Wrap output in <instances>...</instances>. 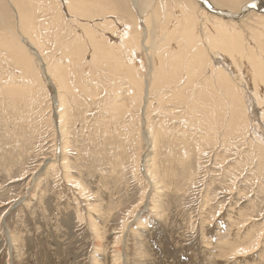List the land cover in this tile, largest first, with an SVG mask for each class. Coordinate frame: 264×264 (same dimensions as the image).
<instances>
[{
	"label": "rangeland",
	"instance_id": "obj_1",
	"mask_svg": "<svg viewBox=\"0 0 264 264\" xmlns=\"http://www.w3.org/2000/svg\"><path fill=\"white\" fill-rule=\"evenodd\" d=\"M12 1L0 0V264H264V142L232 134L226 124L239 119L225 114L240 85L253 107L264 106V44L258 43L264 42V27L256 17H264V2L250 0L230 14L208 0H75L82 1L76 2L79 16L75 10L67 14V5L77 9L74 0H18L30 11L35 6L29 14L36 26L31 38L40 39L35 46L42 48L36 52L21 32L20 8ZM214 1L236 9L242 0ZM103 3L110 14L102 24L105 11L98 9ZM83 6L91 7L86 18ZM201 11L225 21H249L238 25L240 40H232H245L241 44L261 56L258 82L246 70L244 79H228L222 87L204 82L212 47L200 52L206 65L192 72L196 53L184 44L181 31L198 21L195 31L207 34ZM83 24L91 25L86 28L95 36L103 33L106 41H116L110 55L121 74L107 70L104 53L94 59L103 68L100 73L94 61L88 63L92 52L81 46V39L87 43ZM124 28L137 33L135 43L149 36L146 46L139 45L141 54L136 52L141 80L153 84L154 65L164 75L171 74L172 65L176 78L181 74L175 83H154V91L149 86L145 110L141 90L121 72L127 53L117 44ZM55 33L63 44L80 41L84 64L73 75L77 61L63 54ZM13 42L28 55L5 46ZM56 65L69 72L59 89L48 80ZM249 79L262 104L252 97ZM251 120L264 134L259 110ZM117 255L121 258L114 261Z\"/></svg>",
	"mask_w": 264,
	"mask_h": 264
},
{
	"label": "bare ground",
	"instance_id": "obj_2",
	"mask_svg": "<svg viewBox=\"0 0 264 264\" xmlns=\"http://www.w3.org/2000/svg\"><path fill=\"white\" fill-rule=\"evenodd\" d=\"M22 1V0H21ZM28 1V0H27ZM30 1V0H29ZM69 2L70 1H73V0H68ZM206 1V0H205ZM208 1H210L211 2V4L214 6V8H217V9H220L222 12H224V11H227V12H229L230 14H238L239 13V11L241 10V8L244 6V5H246L247 3H249L250 2V0H242L241 2H238V7L236 8V9H233L232 7H227L226 5H220L218 2H216V1H214V0H208ZM257 1H259V0H257ZM11 2H12V5H14L13 4V1L11 0ZM16 2H18V0H16ZM63 2V1H62ZM74 2V5L76 4V2H75V0L73 1ZM85 2V1H84ZM89 2V1H88ZM87 2V3H88ZM204 2V1H203ZM220 2V1H219ZM260 2H264V0H260ZM67 3V1H65V4ZM72 2H70V3H67V4H71ZM79 3H82V1L81 2H77V4H79ZM86 3V2H85ZM93 3V2H92ZM254 3V2H253ZM15 4H17V5H15V7L14 8H16V6L17 7H19L20 8V16H18V18L20 19V22H21V24H22V26H23V28H22V26H20L21 28H22V34H24V35H26L25 36V38L27 37L28 39V42H30V46H32V49H34L36 52H37V50L38 49H42V48H38L37 49V47L35 46V42L38 40H36L35 42H34V40L36 39H33V38H31L33 35H35L34 34V31H33V26H35V25H33V15H31V14H29V12H32L33 13V11H32V8L34 9V7L32 6V8H31V11H30V7H28L27 6V4H26V1H25V4L26 5H24L23 3H15ZM30 4V3H29ZM64 4V3H63ZM62 4V5H63ZM64 4V5H65ZM76 4V5H77ZM89 4V3H88ZM95 4V3H94ZM93 4V5H94ZM98 4V3H97ZM199 4V3H198ZM198 4H195L196 5V7L199 9V5ZM236 4V3H235ZM79 5H82V4H79ZM85 5V4H84ZM105 4L103 3V5H101L100 4V9H98L99 8V6H98V12L99 11H105V15L107 14V9L105 8V6H104ZM27 6V7H26ZM87 6V5H86ZM90 6H92L91 4H90ZM135 6H136V4H135ZM237 6V5H236ZM46 7H48V6H45V9H46ZM55 7V6H54ZM56 7H58L57 5H56ZM80 7V6H79ZM78 5H77V9H75V6L74 7H70V5H67V9H68V12H67V10H66V12H67V14H69L70 15V13H71V11L73 10H77L78 11ZM94 7V6H93ZM201 7V6H200ZM19 8H17L18 9V11H19ZM27 8V9H26ZM37 8H39V7H37ZM53 8V7H52ZM70 8V9H69ZM72 8V9H71ZM82 9H83V11H82V16H83V14L85 13V12H87V11H89L90 9H91V7H90V9H89V6H88V8L86 7H81ZM95 8V7H94ZM260 8H261V6H260ZM48 9V8H47ZM49 9H50V7H49ZM93 9V8H92ZM38 10V9H37ZM52 10V9H51ZM54 10V9H53ZM57 10H58V12L59 11H61V10H59V8H57ZM56 10V8H55V11H57ZM69 10H70V12H69ZM81 10V9H80ZM95 10V9H94ZM93 10V11H94ZM107 10V11H106ZM15 11V10H14ZM39 11V10H38ZM47 11V10H46ZM46 11H43L42 10V12H45V13H47ZM73 11H72V14H73ZM74 12V13H78V12ZM184 11V10H183ZM215 11H217V10H215ZM95 12H97V10L95 11ZM94 12V13H95ZM16 13L17 14H19L17 11H16ZM35 13V12H34ZM57 13V12H56ZM55 13V14H56ZM88 13V12H87ZM139 13V12H138ZM201 13H202V17L204 18V20H203V22H202V25H203V28H204V30L207 32V34H205V35H203L202 34V32L201 31H195V29L197 28L198 29V27H195L194 25H198V21H196V24H194V25H192V26H190V28L189 29H183L181 32L184 34V36H183V39H184V44L186 45V46H188L189 48H191V50L190 51H192V53H196V56H191L192 58H191V60H192V65H194V68H192V72H193V70L194 69H199L200 70V67L201 66H204V65H206L205 63V60L206 59H204V57H202V55H203V53H200V52H204L205 50L206 51H208L209 50V48H211L212 47V51L214 52V54H213V56L211 55L210 56V58H209V61H207V68H205L206 69V71H205V74L203 75V77H205L204 78V82H206V83H212V86H217V87H222L223 86V82H228V79H232L233 80V78H235L236 79V81H238V80H242V79H244V72H245V70L246 71H250V74L252 75V80H254V79H256V82H258L257 81V72L258 73H260L261 74V72H262V70H260V72H259V69H260V67H261V60H262V58H261V56L259 55V54H254V53H252L250 50H249V48L248 47H246V46H244L245 44L243 43V45L241 44V42H244V41H240V42H234L232 39H234V38H236V40H240V38H241V32L239 31V28H238V25H243V23H246V24H249L248 22V20L247 19H241V20H238V22L236 21V22H231V21H225V20H223V19H217V18H215V17H212V16H209V15H207L206 13H204V12H202L201 11ZM214 13V12H213ZM16 14V15H17ZM48 14V13H47ZM58 14V13H57ZM80 15H81V13H79ZM79 14H77V15H79ZM100 14V13H99ZM110 13H108L107 15H109ZM184 14H185V11H184ZM220 14V13H219ZM61 15V13L59 12V16ZM79 15V16H80ZM84 15H87L86 13L84 14ZM89 15H91V14H89ZM89 15H87V16H89ZM104 15V17L103 18H105V19H101V23L103 24V23H105L106 22V20L108 21V19H107V15L105 16ZM221 15V14H220ZM41 16V15H40ZM43 16V15H42ZM52 16H53V14H52ZM51 16V17H52ZM95 16V15H94ZM93 16V17H94ZM96 16H98V14L96 15ZM101 16H103L102 15V13H101ZM188 16V15H187ZM186 16V17H187ZM190 16L192 17V15L190 14ZM222 16V15H221ZM58 17V16H57ZM63 17V16H62ZM61 17V18H62ZM84 17V16H83ZM92 17V16H91ZM100 17V16H99ZM197 18L199 17V16H196ZM224 17V16H223ZM257 17V20L259 21V23L264 27V17L263 16H256ZM36 18V17H35ZM39 17L37 16V19H38ZM44 18V17H43ZM49 18V17H48ZM48 18H46V19H48ZM69 18V17H68ZM82 18V17H81ZM84 18H86V17H84ZM90 18V17H89ZM88 18V19H89ZM98 18V17H97ZM184 18V17H183ZM63 19V18H62ZM75 19V18H74ZM186 19V18H185ZM184 19V20H185ZM187 19H189V18H187ZM199 19V18H198ZM192 20V19H191ZM191 20H188L189 21V23H191ZM195 20V19H194ZM194 20H192V21H194ZM41 22H42V20H40ZM39 20L37 21V22H40ZM52 21V20H51ZM58 21V20H57ZM57 21H56V23L55 24H57ZM180 21V20H179ZM235 21V20H234ZM248 21V22H247ZM46 22V21H45ZM98 22V21H97ZM144 22H146V21H144ZM47 23V22H46ZM60 23H62V21L60 22ZM59 23V24H60ZM93 23V22H92ZM175 23H177V22H175ZM188 23V24H189ZM50 24V23H49ZM48 24V25H49ZM89 24V23H88ZM98 24V23H97ZM101 24V25H102ZM145 24V23H144ZM192 24H193V22H192ZM19 24H17V26H18ZM46 25V24H45ZM58 25V24H57ZM62 24H60V26H61ZM146 25V24H145ZM42 26H44V23H43V25ZM51 26V25H50ZM83 26V28H84V30L82 29V31H84L83 33H81L83 36H84V39L86 38L87 40H86V42L87 43H82V41H83V39H81L82 41H81V46L85 49V47H90L89 49H90V51L92 52L89 56L91 57V59H89L90 61H88V63H90V62H92V61H94L95 63H96V65L94 66L95 68H97V70H99V73H100V71H102L101 69H103V68H101L100 66H99V63H97L94 59L97 57V55L98 54H100V53H104L106 56H104L105 58L107 57L109 60H110V63H109V66L108 67H106L107 68V70H109V72H114V74L115 75H118V74H121L120 73V67L119 66H115L114 65V62L115 61H113L115 58L114 57H111V50H112V45H111V43H116V41H114L113 39H111V40H109V41H106L105 40V37H104V35H103V33L102 34H98V37L97 36H95L96 34H94L93 32H91L89 29H91V28H86V26H84V24L82 25ZM81 25H80V28L82 27ZM88 26H90L91 27V25H88ZM87 26V27H88ZM107 26V25H106ZM36 27V26H35ZM41 27V26H40ZM55 27H56V25H55ZM93 27V26H92ZM96 27V26H95ZM262 27V28H263ZM17 28H19V27H17ZM39 28V27H38ZM37 28V29H38ZM46 28H49V27H46ZM126 28V27H125ZM124 28V30H122L121 32H122V34H120V36H119V43L117 44L118 46H120V48L121 49H124L123 51H125L126 53H127V55H126V57L124 58L123 57V60L122 61H124V66L123 67H121V68H124L123 70H121V72H122V75L125 77L124 78V80L126 79L127 80V82H129V83H131L132 85H134L135 87H136V90H137V88H139L140 90H141V92H142V94L144 95V97L142 98L143 99V107H142V109L141 110H145V108H147V107H145V106H148V105H146V104H148L149 103V100H148V96H150L149 94H150V91H151V89H150V87L153 89V91H154V89H155V87H157V86H155V87H153L155 84L157 85V84H160V83H163V82H165V84H168L169 85V82H176L174 79H177L178 77H180L181 76V74L176 78V76L178 75H176V73H178V72H176L177 70H176V67L175 66H173L172 65V68H174V69H172V71L170 72L171 74L170 75H164V73L162 74V72H163V70H161V69H159L160 68V66H159V64H158V66L159 67H157V65H154L157 69L156 70H154V82H153V84L152 83H150L151 85H148L149 83L147 82H144V80L142 79L141 80V78H139L138 76H137V65H135L136 63H135V61H136V58H137V53H139V54H141V51H140V47H139V45L141 44L142 45V47H143V45H145V43L148 41V38H149V36H145V40H146V42H144L143 44L141 43V42H138V43H135L134 42V40H135V37H138V36H136L137 35V33H136V35L134 34V33H132V34H127V32H126V29ZM136 28L138 29V27L136 26ZM35 29V28H34ZM36 29V30H37ZM196 29V30H197ZM202 29V28H201ZM19 30V29H18ZM35 30V31H36ZM46 30H48V29H46ZM144 30H145V32H146V34L149 32V28H147V30H146V27H144L143 28V32H144ZM187 30V31H186ZM58 31V30H57ZM80 31V30H79ZM138 31V30H137ZM38 32V31H37ZM158 32H160V31H157V33ZM257 32H259V31H257ZM18 33H20V32H18ZM43 33H44V31H43ZM42 32H40L39 34H43ZM58 33V32H57ZM263 33V32H262ZM261 33V34H262ZM33 34V35H32ZM38 34V35H39ZM52 34V33H51ZM56 34V33H55ZM55 34H54V37H55ZM79 34V33H78ZM81 34H79V35H81ZM264 34V33H263ZM21 35V34H20ZM50 35V34H49ZM79 35H77L78 37H79ZM103 35V36H102ZM236 35V36H235ZM41 36V35H40ZM45 36V35H44ZM51 36V35H50ZM58 35L56 34V37H57ZM75 36V35H74ZM76 36V37H77ZM106 36V35H105ZM244 36V35H243ZM248 36V35H247ZM250 36V35H249ZM248 36V37H249ZM252 36V35H251ZM250 36V37H251ZM255 37H253V39H256V35H254ZM18 37V36H17ZM22 37H24V36H22L21 35V39H22ZM34 37V36H33ZM36 37V36H35ZM42 37V36H41ZM53 37V38H54ZM55 37V38H56ZM58 37H60V36H58ZM57 37V38H58ZM62 37V36H61ZM75 37V38H76ZM77 37V38H78ZM249 37V38H250ZM259 37V36H258ZM13 38H16V37H13ZM45 38H47V37H45ZM53 39L54 41L56 40V39ZM83 38V37H82ZM96 38H98V39H100V42H97V41H95V40H97ZM158 38V37H157ZM160 38V37H159ZM17 39V38H16ZM24 39V38H23ZM33 39V40H32ZM42 39V38H41ZM59 39V38H58ZM248 39V38H247ZM252 39V38H251ZM11 41H12V39H10ZM32 40V41H31ZM40 40V39H39ZM38 40V41H39ZM238 40V41H239ZM258 40H260V39H258ZM43 41V40H42ZM58 40H56V42H57ZM71 41V40H70ZM74 41V40H73ZM77 41V40H76ZM138 41V40H137ZM256 41H257V39H256ZM262 41V39L260 40V42H258V43H262V44H264V42H261ZM23 42H24V40H23ZM27 42V43H28ZM67 43H60V39H59V47H60V49H63V51L65 52H63V54H69L71 57H73L77 62H76V64H77V66L75 65V63H72L73 65H74V67H71L72 68V72H71V74L72 73H74V70H76L77 71V69H81L82 68V64H84V62H83V57H82V54H81V51H82V49L83 48H81V46H80V44H78V43H75V41L74 42H68V41H66ZM161 42V41H160ZM248 42H249V40H248ZM8 43V42H7ZM11 43V42H10ZM25 43V42H24ZM39 43V42H38ZM38 43H36V45L38 44ZM44 43V42H43ZM156 43L157 42H155V45H153L154 47H156ZM257 43V44H258ZM22 44V43H21ZM56 44V43H55ZM249 44H251L250 42H249ZM262 44H259L260 46L262 45ZM57 45V44H56ZM116 45V44H115ZM140 45V46H141ZM159 45V44H158ZM9 50H11L12 49V51L13 50H16V53L18 52V51H20V52H18V53H21V52H25V55H26V53L28 52V50H26L25 48H24V46H22V45H20V43L19 44H17V43H14L13 42V47L12 46H10L9 47V45H5ZM43 46V45H42ZM146 46V45H145ZM161 46H162V44H161ZM249 46V45H248ZM252 46H253V43H252ZM255 46V45H254ZM254 46H253V48H254ZM263 46V45H262ZM261 46V47H262ZM5 47V48H6ZM55 47V46H54ZM53 47V48H54ZM59 47H58V49H59ZM217 47H219V48H217ZM250 47V46H249ZM257 47V46H256ZM28 48H31V47H28ZM146 49H147V47H145ZM165 48V47H164ZM195 48H199V49H197V51L195 50ZM57 49V50H58ZM128 49H130V53L127 51ZM149 49V48H148ZM208 49V50H207ZM215 49H216V52H215ZM7 50V49H6ZM55 50V49H54ZM103 50H105V51H103ZM159 50V49H158ZM200 50V51H199ZM218 50V51H217ZM253 50V49H252ZM263 50V49H262ZM38 51H40V50H38ZM60 51V50H59ZM116 51V50H115ZM121 51V50H120ZM119 51V52H120ZM32 52V51H31ZM42 52V51H41ZM57 52V51H56ZM137 52V53H136ZM158 52V51H157ZM161 52V51H160ZM171 52V51H170ZM254 52V51H253ZM11 53V52H10ZM13 53V52H12ZM176 53V52H175ZM175 53H173V56L172 57H174V54ZM22 54V53H21ZM31 54V53H30ZM41 54V53H40ZM62 54V53H61ZM113 54V53H112ZM177 54H180V53H177ZM177 54H175V55H177ZM191 54V53H190ZM28 55V54H27ZM26 55V56H27ZM45 55V54H44ZM118 55V54H117ZM116 55V56H117ZM159 55H161V54H159ZM159 55H157L156 57H158ZM21 56H23V55H21ZM37 56H38V54H37ZM40 56V55H39ZM51 56V55H50ZM49 56V57H50ZM54 56V55H53ZM115 56V55H114ZM17 57H19V56H17ZM31 57H32V55H31ZM36 57V56H35ZM41 57H42V55H41ZM45 57V56H44ZM99 57V56H98ZM98 57H97V59H98ZM147 57H149V56H147ZM161 57H162V55H161ZM172 57L170 58L171 60H172ZM51 58V57H50ZM62 58H63V56H62ZM167 58V57H166ZM18 60H19V58H17ZM23 59H24V57H23ZM29 59V58H28ZM35 59V58H34ZM36 59H38V57L36 58ZM48 59V58H47ZM53 59V58H52ZM58 59V58H57ZM102 59V58H101ZM126 59H128V60H126ZM158 59H160V56L158 57ZM163 59V58H162ZM168 59V58H167ZM173 59H175L174 61L176 62V58H173ZM30 60H32V59H30ZM44 60V59H43ZM85 60H87V59H85ZM165 60V59H164ZM217 60H219V61H222L223 62V64H225L226 65V68L222 65V66H220L219 64L221 63V62H217ZM24 62L26 61L25 59L23 60ZM36 61V60H35ZM38 61V60H37ZM48 61H49V59H48ZM52 61V60H51ZM107 61V63H108V60H106ZM159 61V63L161 62L162 63V60L160 59V60H158ZM169 61V60H168ZM54 62V61H53ZM70 62V61H69ZM100 62V61H99ZM102 62H103V60H102ZM40 65H41V63L40 62H38ZM49 63H50V61H49ZM101 63V62H100ZM160 63V64H161ZM24 64V63H23ZM26 64V63H25ZM30 64V63H29ZM46 64V63H45ZM45 64L43 65V66H45ZM93 64V63H92ZM163 64V63H162ZM174 64V63H173ZM28 65V64H27ZM38 65V64H37ZM39 65V66H40ZM108 65V64H107ZM263 65H264V63H263ZM21 66V65H20ZM33 66V65H32ZM42 66V65H41ZM103 66V65H102ZM105 66V65H104ZM47 67V65L45 66V68ZM49 67V66H48ZM54 68H52V71L50 72L51 73V75H49L50 77H48V80H50L49 81V83H51V85H53V86H55L56 88H57V86L56 85H59V87H58V89L59 88H61L62 86H64L66 83H67V81H68V75H69V72H68V68L65 70V68H63V65L60 67L59 65H56V66H53ZM87 67V66H86ZM23 68H24V66H23ZM22 68V69H23ZM40 68V67H39ZM39 68H38V71H39ZM37 69V68H36ZM51 69V68H50ZM202 69V68H201ZM87 70H89V69H87ZM105 70V69H104ZM41 71V70H40ZM44 71H46V69H44ZM50 71V70H49ZM201 71V70H200ZM204 71V70H203ZM202 71V72H203ZM43 72V71H42ZM191 72V73H192ZM199 72V71H198ZM68 73V74H67ZM84 73V72H83ZM102 73V72H101ZM186 73V72H185ZM199 73H201V72H199ZM263 73V72H262ZM168 74V73H167ZM196 74H198V73H196ZM73 75V74H72ZM191 75V74H190ZM194 75V74H193ZM202 75V74H201ZM45 76V75H44ZM182 76H183V74H182ZM195 76V75H194ZM198 76V75H197ZM247 76V75H246ZM75 77H76V75H75ZM74 77V78H75ZM249 77V76H248ZM248 77H247V79H248ZM70 78V77H69ZM182 78V77H181ZM190 78H192V76H190L189 77V80H190ZM197 78V77H196ZM188 79V78H187ZM152 80V79H151ZM192 80H193V78H192ZM246 80V79H245ZM171 82V83H172ZM189 82H191V81H189ZM231 82V81H230ZM248 82V81H247ZM249 82H250V85L252 86L253 84L251 83V80L249 79ZM155 83V84H154ZM170 83V84H171ZM180 83V82H179ZM202 83V82H201ZM226 83H224V84H226ZM235 82H233V85H235L234 84ZM164 84V86H167V85H165ZM192 84V83H191ZM217 84V85H216ZM229 84V83H228ZM179 85V84H178ZM230 85H232L231 83H230ZM229 85V86H230ZM240 85V84H239ZM249 85V84H248ZM142 86H143V88H142ZM150 86V87H149ZM159 86V85H158ZM173 86V85H172ZM241 86V85H240ZM239 86V89H237V90H235V91H233L231 94L233 95V98H230L231 99V101H232V103H231V101L229 102V103H227V101L228 100H230L229 98H228V100L226 101V103H227V111H225V114L226 115H228L231 119H233L234 120V116L235 117H237L238 119H239V121H237V122H235L234 123V125L233 126H229V124L230 123H228V124H226V125H228L227 126V129H229L230 131H232V134L233 133H235L236 135L238 134V135H240V136H244V135H246L247 136V138L248 139H250V137L253 139V140H258V141H262V142H264V134H262V132L261 131H259V129L260 128H258V126L256 125V124H254V123H252L251 121V119H253V115H254V112L255 111H258L259 110V112L262 114V116H263V119H264V106H261L260 108H259V106H254L253 107V105H252V102H251V100H250V95H249V91L248 90H245L244 88L242 89V87H240ZM247 86V85H246ZM257 85L256 84H254L253 86H252V88L251 89H249L251 92L250 93H252V97L253 98H256V100H257V103H259V104H262V102H263V100H262V97L263 96H261V94L258 92V90H257V87H256ZM54 87V88H55ZM167 87H169V86H167ZM226 87V86H225ZM231 87V86H230ZM233 87H237V86H233ZM232 87V88H233ZM163 88V87H162ZM165 88V87H164ZM173 88V87H172ZM215 88V87H214ZM231 88V89H232ZM198 89V88H197ZM201 89V88H200ZM212 89V88H211ZM57 90V89H56ZM136 90L134 89V90H132V91H130L129 93L130 94H132L131 96L132 97H134L133 95H135V96H137V94H136ZM160 90V89H159ZM158 89H157V91H159ZM163 90H165V89H163ZM169 90V89H168ZM170 90H171V88H170ZM213 90H216L217 91V89H213ZM230 90V89H229ZM233 90V89H232ZM156 91V92H157ZM176 91V90H175ZM178 91H179V89H178ZM196 91V90H195ZM194 91V92H195ZM181 92V91H180ZM209 92V91H208ZM57 93V92H56ZM153 93H155V92H153ZM152 93V94H153ZM179 93V92H178ZM193 93V92H192ZM196 93V92H195ZM219 93V92H218ZM222 93V92H221ZM176 94V93H175ZM160 96H161V93L159 94ZM177 95V94H176ZM182 95V94H181ZM189 95V94H188ZM193 95V94H192ZM208 95V94H207ZM64 96V95H63ZM165 96H166V94H165ZM175 96V95H174ZM178 96H179V94H178ZM62 97V96H61ZM158 97V96H157ZM156 97V98H157ZM184 97V96H183ZM196 97V96H195ZM179 98V97H178ZM64 99V98H63ZM194 99V98H193ZM162 100V102H163V99H161ZM160 100V101H161ZM165 100V99H164ZM182 100V99H181ZM226 100V99H225ZM255 100V101H256ZM59 101V100H58ZM62 101H65V100H62ZM160 101H158V102H160ZM167 101V100H166ZM262 101V102H261ZM189 102V101H188ZM64 102H61V104L59 103V106L58 107H63V104ZM235 103V104H234ZM264 103V102H263ZM63 104V105H62ZM239 104H241L242 106L241 107H239ZM214 106H215V104H213ZM236 105V106H235ZM136 106H137V104H136ZM212 107V106H211ZM53 109H54V107H53ZM57 110H59V109H57ZM63 110V109H62ZM241 110H242V112H241ZM143 112H145V111H143ZM63 113V112H62ZM241 113V114H240ZM59 114V113H58ZM259 114V113H258ZM241 115H243L242 117H241ZM260 115V114H259ZM256 117V116H255ZM222 118H226V116L225 117H222ZM62 119V118H61ZM60 119V120H61ZM223 120V119H222ZM223 122H224V120H223ZM221 123V126L222 127H224L225 126V124L224 123ZM254 122V121H253ZM258 122V121H257ZM257 124H259V123H257ZM263 124H264V122H263ZM237 125V126H236ZM243 128H244V131H242L243 130ZM248 129H250L249 131H248ZM243 139H245V138H243ZM245 140H247V139H245ZM247 141H249V140H247ZM171 151V150H170ZM120 258L121 257H119L118 255H117V258H115L114 259V261H119L120 260Z\"/></svg>",
	"mask_w": 264,
	"mask_h": 264
},
{
	"label": "water",
	"instance_id": "obj_3",
	"mask_svg": "<svg viewBox=\"0 0 264 264\" xmlns=\"http://www.w3.org/2000/svg\"><path fill=\"white\" fill-rule=\"evenodd\" d=\"M230 18H234V16H230Z\"/></svg>",
	"mask_w": 264,
	"mask_h": 264
}]
</instances>
